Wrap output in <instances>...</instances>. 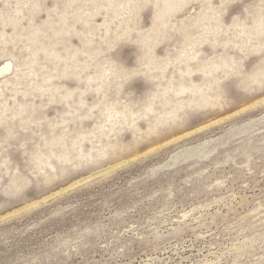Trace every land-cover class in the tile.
<instances>
[{"label":"rangeland","instance_id":"1","mask_svg":"<svg viewBox=\"0 0 264 264\" xmlns=\"http://www.w3.org/2000/svg\"><path fill=\"white\" fill-rule=\"evenodd\" d=\"M0 264H264V0H0Z\"/></svg>","mask_w":264,"mask_h":264}]
</instances>
